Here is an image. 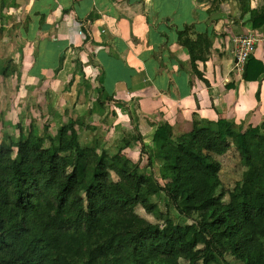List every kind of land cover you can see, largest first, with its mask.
Listing matches in <instances>:
<instances>
[{
	"label": "trees",
	"instance_id": "trees-1",
	"mask_svg": "<svg viewBox=\"0 0 264 264\" xmlns=\"http://www.w3.org/2000/svg\"><path fill=\"white\" fill-rule=\"evenodd\" d=\"M0 1L3 8L15 5ZM211 1L220 8L223 0ZM236 1L254 28L264 25V6ZM190 30H180L179 39L196 64L205 59L199 53L205 35L195 39ZM251 62L250 56L246 79L264 71L260 65L251 75ZM2 63L0 56V76L6 77L12 71ZM68 119L43 135L32 122L28 137L16 141L3 131L0 264H264V130L219 119L214 128L175 135L170 124L161 125L148 160L157 158L165 168L162 177L169 180L160 186L177 210L174 218L161 214L145 189L156 181L153 175L123 156L131 138L99 155L96 141L79 142L83 118ZM233 151L243 168L229 185L222 173ZM138 205L163 219L162 227L138 225ZM131 223L136 226L127 228Z\"/></svg>",
	"mask_w": 264,
	"mask_h": 264
},
{
	"label": "crops",
	"instance_id": "crops-1",
	"mask_svg": "<svg viewBox=\"0 0 264 264\" xmlns=\"http://www.w3.org/2000/svg\"><path fill=\"white\" fill-rule=\"evenodd\" d=\"M215 7L211 0H15L7 15L22 9L24 39L40 37L31 60L22 50L19 62L45 76L42 89L59 86L72 105L97 103L126 130L135 113L152 135L163 124L179 135L219 119L264 130V71L246 79L234 62V37L252 33L249 73L264 67V25L254 28L236 0ZM187 25L192 38L205 35V59L196 64L179 39Z\"/></svg>",
	"mask_w": 264,
	"mask_h": 264
},
{
	"label": "rangeland",
	"instance_id": "rangeland-1",
	"mask_svg": "<svg viewBox=\"0 0 264 264\" xmlns=\"http://www.w3.org/2000/svg\"><path fill=\"white\" fill-rule=\"evenodd\" d=\"M12 1L15 2V0L10 2ZM10 6L9 3V6L3 8L0 1V56L3 59L2 65H9L12 71L6 77L0 76V142L5 129L11 132L13 139L16 141L19 138L26 139L28 137L32 122L38 133L43 135L47 127L51 132H55L57 128L67 124L68 118L82 117L83 120L77 127L79 142L92 144L93 141H96L99 155L102 154L101 150L103 148H107L111 152L116 151V147L125 145L124 137L131 138L130 144L122 152L123 156L128 158L133 165L140 166L144 172L152 174L155 178L156 181L153 184H146L145 189L151 192V200L159 208V212L174 218L178 217L177 210L160 186H163L169 180H164L162 177L165 171L163 164L157 158H154L150 163L148 160L150 149L155 148V132H153V135L152 133L149 134L146 130L147 122L140 120L136 113L131 118V126L133 127L131 130H126L128 127L125 128L122 121L120 122L117 118H114L111 111L109 114H105V111L97 103H93L92 106L88 103L80 106L72 105L63 100L62 92L58 91L59 86L55 87L53 91H50L52 90L50 86L47 90L42 89L40 86L43 84L45 76L40 71H35V67L28 70L27 63L21 65L19 62L22 50L25 52L27 60H31V52H36V42L40 40V37L38 36L35 40H33V37L29 40L24 39L21 28L26 29L27 17L23 16L22 9L11 11L13 15H7V12L12 10L9 8ZM8 16L13 18L10 20ZM19 23L20 27L18 28L16 26ZM192 32L190 30L188 34L191 35ZM9 58H11L10 62ZM36 62V59L31 61V63ZM15 66L16 71L14 70ZM134 110L136 112L135 108ZM129 130L130 132H128ZM190 130L181 131L180 133ZM130 134H134L133 136L136 137L132 138ZM148 139L152 145H149V143L146 146ZM14 146L16 148V142ZM233 152L226 156L222 173V177L229 185H234L235 179H241V169L243 168L239 155L236 151ZM136 210L140 214L138 225L151 222L157 227H162L164 224L163 219L158 218L153 213H148L141 205H138ZM135 226L131 223L127 225V228H134ZM200 253L201 250H198L197 255ZM227 259L234 263L231 256H227Z\"/></svg>",
	"mask_w": 264,
	"mask_h": 264
},
{
	"label": "built area",
	"instance_id": "built-area-1",
	"mask_svg": "<svg viewBox=\"0 0 264 264\" xmlns=\"http://www.w3.org/2000/svg\"><path fill=\"white\" fill-rule=\"evenodd\" d=\"M83 33L82 30L79 31ZM234 62L238 71H244V66L247 63L252 51L254 50L256 37L252 33H245L234 37Z\"/></svg>",
	"mask_w": 264,
	"mask_h": 264
}]
</instances>
